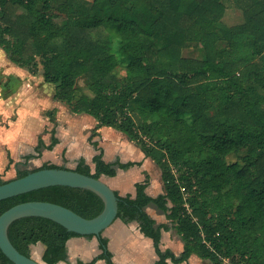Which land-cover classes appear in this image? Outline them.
<instances>
[{"label":"trees","instance_id":"1","mask_svg":"<svg viewBox=\"0 0 264 264\" xmlns=\"http://www.w3.org/2000/svg\"><path fill=\"white\" fill-rule=\"evenodd\" d=\"M235 1L244 21L228 26L226 0H0V47L10 61L41 74L71 112L93 116L96 133L102 126L123 132L160 168L163 194L149 195L148 179L135 184V195L115 191L118 218L153 239L156 264L192 254L213 264H264V0ZM200 47L204 58L183 55ZM92 161L82 158L75 170L101 178L134 164L106 162L101 148ZM65 167L46 163L16 177ZM36 200L86 218L104 208L94 191L50 186L0 200V216ZM150 204L180 235L179 256L161 248L170 227L157 225ZM8 234L27 256L43 243L46 264L64 261L68 240L80 235L40 216L15 220ZM107 244L100 237L98 258L117 264ZM0 264H15L1 248Z\"/></svg>","mask_w":264,"mask_h":264},{"label":"crops","instance_id":"2","mask_svg":"<svg viewBox=\"0 0 264 264\" xmlns=\"http://www.w3.org/2000/svg\"><path fill=\"white\" fill-rule=\"evenodd\" d=\"M52 86L42 75H32L10 61L0 47V176L4 173L11 176L30 170L27 166L33 165L35 169L46 163L67 162L74 166L66 167L75 168L82 158L93 167V157L101 148L106 162L134 163L126 169L117 166L115 176H102L114 191L135 195V184L148 179L149 195L156 197L165 192L160 168L137 143L109 126H102L96 133L97 120L89 114L73 113L65 103L55 100ZM52 111L55 121L49 115ZM54 139L57 143L51 148ZM146 210L157 225L170 227L162 230L161 248L179 256L184 243L167 214L154 204ZM100 237L107 239L117 264H156L159 259L153 239L140 231L137 222L126 223L117 218L99 236L71 237L67 242V258L57 264L90 263L96 258L94 264H107L105 259L98 258L103 252ZM37 245L41 246L40 253L32 249ZM44 250L40 243L31 246V254L38 261H42ZM168 264L175 263L169 259ZM179 264L213 263L192 254Z\"/></svg>","mask_w":264,"mask_h":264},{"label":"water","instance_id":"3","mask_svg":"<svg viewBox=\"0 0 264 264\" xmlns=\"http://www.w3.org/2000/svg\"><path fill=\"white\" fill-rule=\"evenodd\" d=\"M50 186H70L94 191L102 197L104 208L97 216L86 218L66 206L49 201H26L12 206L0 216V248L15 264H46L43 260H36L32 254L27 256L21 253L11 242L9 227L17 219L46 217L80 235L99 236L118 218V197L114 189L102 177L96 178L69 167L43 168L10 179L0 184V200Z\"/></svg>","mask_w":264,"mask_h":264},{"label":"rangeland","instance_id":"4","mask_svg":"<svg viewBox=\"0 0 264 264\" xmlns=\"http://www.w3.org/2000/svg\"><path fill=\"white\" fill-rule=\"evenodd\" d=\"M244 21V15H243V10L242 8L238 5V3L235 1V0H226V12H225V15L223 17V23H225L226 25L228 26H233V25H236V24H240ZM223 46V43H221V47ZM183 55L185 57H193V58H204L205 56V53H204V50L203 48H190V49H184L183 51ZM41 66V65H40ZM117 73L119 76H122L124 74V67H119L117 69ZM41 75V74H39ZM79 84L83 87H85L86 85L84 80H80L79 81ZM54 87V86H52ZM86 88V87H85ZM87 89V88H86ZM245 154V150L244 149H241L237 152H234L232 154H230L228 156V161H235V160H238L240 159L243 155ZM60 165H65V166H74L72 163H67V162H61ZM20 168L21 169H26V167H23L22 165H20ZM28 169L30 170H33L34 166L33 165H30V166H27ZM17 175V172H15L13 175L11 176H8V174L4 173L0 176V180L3 179V180H10V179H13L15 178ZM175 233V232H173ZM33 251L35 252V250L37 252L40 253L41 251V246L40 245H37V246H34L33 248ZM33 252V254H34ZM39 257V256H38ZM243 264V263H242Z\"/></svg>","mask_w":264,"mask_h":264}]
</instances>
